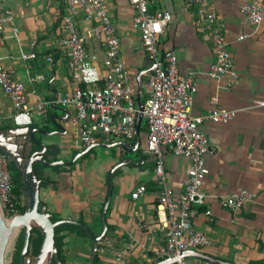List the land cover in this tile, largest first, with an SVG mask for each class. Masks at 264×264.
I'll return each mask as SVG.
<instances>
[{
	"label": "crops",
	"instance_id": "crops-1",
	"mask_svg": "<svg viewBox=\"0 0 264 264\" xmlns=\"http://www.w3.org/2000/svg\"><path fill=\"white\" fill-rule=\"evenodd\" d=\"M250 0H208V5L223 24L238 79L231 89L224 87L225 79L212 80L207 76L213 53L204 33L194 27V10L186 0H155L150 10H163L172 19L159 36L161 56L175 54L180 75L193 76L197 92L191 115L209 109V97L216 94L219 104L237 110L226 124L206 123L202 126L213 154L205 158L207 174L203 183L207 193L212 222L199 209L193 221L194 228L205 233L210 245L202 253L228 264H264V109H246L251 102L264 97V24L257 28L239 13V6ZM108 15L120 42L119 56L125 62L131 82L137 86L139 75L140 101L146 96V72L150 64L142 50L138 33L132 27L133 11L127 0H106ZM13 12V25L18 29L13 36L10 26L0 38V65L12 72L26 90V105L33 107L37 96L53 100L71 92L72 84L64 55L59 49L60 17L63 0H0V10ZM73 21L78 33L92 24L78 9ZM244 35L242 40L238 37ZM89 50L96 51L90 43ZM20 52H34L35 58L22 60ZM50 55L52 62L45 57ZM40 75L43 80L30 82ZM71 109L54 106L45 117L32 115L31 124L15 125L10 100L0 89V146L22 152L37 144L57 150L55 159L64 162L55 172L47 167L43 175L55 182V188H39V201L45 212L60 220L77 222L93 237L101 232V210L107 193V174L111 175V195L105 213L108 244H94L88 234L82 236L73 230L60 232L64 264H154V248L162 243V231L155 220L154 207L158 187L153 176V162L143 153L138 140L137 153L123 150L125 143L113 138L86 159L71 163L78 150V138L67 123ZM46 128L49 132L42 131ZM144 131V123L139 126ZM36 143H32L30 132ZM134 145V143H133ZM107 146V147H106ZM130 149V144L126 143ZM41 150V149H40ZM52 160L53 155H48ZM11 163V162H10ZM13 163V162H12ZM189 161L166 154L163 169L167 184L178 192L182 189ZM118 170V173L114 172ZM144 185L145 193L136 200L130 198L136 186ZM247 189L257 198L239 211L221 208L217 199L229 192ZM24 195L20 198L25 204ZM74 225V224H73ZM78 226V225H76ZM117 255L120 260H116ZM95 257V260H94Z\"/></svg>",
	"mask_w": 264,
	"mask_h": 264
},
{
	"label": "built area",
	"instance_id": "built-area-1",
	"mask_svg": "<svg viewBox=\"0 0 264 264\" xmlns=\"http://www.w3.org/2000/svg\"><path fill=\"white\" fill-rule=\"evenodd\" d=\"M130 5L132 27L138 33L142 50L154 69L144 84L146 96L143 100L142 122L144 131L137 128L138 90L131 82L125 62L119 56L120 42L114 25L107 12L106 0H63V14L60 17L61 35L59 49L64 55L66 66L74 87L71 92L46 100L37 96L33 107L26 105L24 84L13 78L9 69L0 65V89L10 100L15 125L31 124L32 115L40 118L54 106L71 109L67 118L69 127L78 138V150L95 149L113 138L130 144L142 137V151L153 162V176L158 187L157 202L154 207L155 220L162 231V243L154 248L155 263L175 259L171 264H216L191 257H183L187 251L200 252L210 245L209 237L194 228L193 221L204 208V215L213 221L208 206V195L203 183L207 170L205 158L214 149L208 145L202 126L226 124L233 120L237 110L227 109L218 102L216 94L209 97V109L199 115H191V107L197 87L193 76L180 75L175 54L162 57L159 36L172 16L163 10H150L155 0H127ZM194 10V27L205 34L212 53L207 76L215 81L225 79L224 87L231 89L238 74L229 44L225 38L224 27L215 12L209 8L208 0H186ZM80 9L84 19L91 26L78 33L73 16ZM239 13L257 28L264 24V0L244 1ZM13 12L0 10V38L4 28L10 26L13 36L18 29L13 25ZM245 36L241 35L238 40ZM94 44L96 51L89 50ZM34 52H20V58H35ZM52 62L50 55L45 57ZM43 77L36 75L30 82L38 83ZM140 98V93H139ZM246 109H264V97L254 99ZM166 154L186 158V178L183 187L176 192L167 184L163 169ZM10 159L0 150V209L4 219L22 214L19 207L24 206L16 199L14 184L9 169ZM145 193V186L138 185L130 194L136 200ZM257 194L251 190L240 189L218 198V205L236 212L247 203L254 202ZM264 224V209L261 214ZM108 244L104 238L97 242ZM116 260H120L117 255Z\"/></svg>",
	"mask_w": 264,
	"mask_h": 264
},
{
	"label": "water",
	"instance_id": "water-1",
	"mask_svg": "<svg viewBox=\"0 0 264 264\" xmlns=\"http://www.w3.org/2000/svg\"><path fill=\"white\" fill-rule=\"evenodd\" d=\"M154 69V65L150 66V68L143 73H150ZM139 78V75H138ZM137 78V86H138V94H137V106L139 109V113L137 115V128H139L141 122H142V114L141 111L143 109V103L139 99V93H140V82ZM30 139L32 140V143H36L33 138V132H30ZM138 140L134 143L133 147L129 149L125 143H119L118 145L125 151L130 153H137L138 151ZM30 145H25L23 151L20 152H14L13 148H9L5 145L0 146V150L6 153L10 159L11 162L21 171L22 174V180L24 184V188L22 189L21 193L25 196V209L22 214L15 216L11 219V222L9 224L6 223L4 217L2 216V212L0 209V264H2V256L5 247L7 244L13 239V230L14 226L16 224L23 223V226L21 227V233L23 237V243L21 250L18 255V262L19 264H50L51 260L54 261L55 264H60L59 258L57 256V252L54 247V241H53V234H54V227L62 224V223H70L74 225L81 226L77 222L69 221V220H60L59 222L52 223L49 214L45 212L44 207L38 208V202H39V184L35 176L32 172V163L38 162L46 167H53V166H61L64 165V162L62 161H54V162H48L42 159V155L45 152V148L41 146V150L30 152ZM107 147V146H106ZM91 148H85L81 152H75L74 156L71 159V163L78 160L80 157H82L84 154H86ZM114 168H112L108 174H107V193H106V199L104 201V204L102 206L101 210V232L97 237H93L92 234L86 230L89 238L94 244V250L96 247V243L99 242L104 238V234L106 231V223H105V213L108 207L110 195H111V175ZM36 219L38 221L37 225L34 226H28L26 225V221L29 219ZM32 228L37 229L41 234V243L38 249V252L36 256L31 257L27 255L28 252V245H29V237H30V230ZM183 257H191V258H197L201 260H206L210 262H214L216 264H228L222 261H219L217 259H214L210 256H207L200 252L195 251H187L182 254ZM175 261V259H166L163 261L156 262L154 264H171Z\"/></svg>",
	"mask_w": 264,
	"mask_h": 264
},
{
	"label": "trees",
	"instance_id": "trees-1",
	"mask_svg": "<svg viewBox=\"0 0 264 264\" xmlns=\"http://www.w3.org/2000/svg\"><path fill=\"white\" fill-rule=\"evenodd\" d=\"M141 102L143 103V100H141ZM42 131L49 132L46 128H43ZM52 148L53 147H45V152L42 155L43 160L48 161V162L57 161L55 159V155L57 154V150H53ZM40 149H41L40 145L37 144V146H35V148H33L32 150L33 151H39ZM93 152H94V150L90 149L81 158L86 159ZM48 155H53V159L49 160ZM45 168H46V166H44L38 162L32 163L31 169H32L33 175L35 176V178L38 181L39 188L46 187L49 185L51 187L55 188V182L43 175V169H45ZM9 169L11 172H13V175L11 173L13 184H14L13 192H14L16 199L19 201L21 199L20 198L21 191L24 188V184H23V180H22V174H21V171L12 162L9 164ZM51 169L55 172H58L60 168H59V166H53ZM116 173H118V170H116L114 172V174H116ZM40 207H44V204L39 201L38 202V208H40ZM19 209H20V212L23 213L25 206L19 207ZM46 213H48V212H46ZM49 218H50L52 223H56V222L60 221V219L57 218L53 214H49ZM64 230H73L82 236L87 235V232H86L84 227L76 226V225H73L70 223H62V224H59V225L54 227L53 241H54V247H55V250L57 252V256L59 258L60 264H64V260L62 258V254H61L62 253V245H63L62 237L59 234L61 231H64ZM41 240H42V238H41L40 232L37 229L32 228L30 230L27 255H29L31 257L36 256L38 249H39V246H40V243H41ZM22 243H23V237H22V233L20 232V236L18 237V239L16 240V243H15V253H14V256L12 257L10 264H19L18 255H19V252L21 250ZM94 260H95V257H94ZM50 264H55V263L53 260H51Z\"/></svg>",
	"mask_w": 264,
	"mask_h": 264
},
{
	"label": "bare ground",
	"instance_id": "bare-ground-1",
	"mask_svg": "<svg viewBox=\"0 0 264 264\" xmlns=\"http://www.w3.org/2000/svg\"><path fill=\"white\" fill-rule=\"evenodd\" d=\"M12 218L5 219L6 223L9 224L11 222ZM37 224H38V221L36 219H33V218L32 219L30 218L28 221H26V225H28L29 227L37 225ZM22 226H23V223L16 224L14 226L15 228L13 230V239L7 244V246L4 249L3 256H2V264H8L9 263V261L11 259V251L13 249L14 241H15L16 237L18 236V234L20 233Z\"/></svg>",
	"mask_w": 264,
	"mask_h": 264
},
{
	"label": "rangeland",
	"instance_id": "rangeland-1",
	"mask_svg": "<svg viewBox=\"0 0 264 264\" xmlns=\"http://www.w3.org/2000/svg\"><path fill=\"white\" fill-rule=\"evenodd\" d=\"M140 142L142 143V137L140 138ZM47 168V167H46ZM12 173V175H13V172H11ZM25 198V197H24ZM22 201V200H21ZM23 202V201H22ZM23 205L25 206V204H24V202H23ZM20 236V233L18 234V236L16 237V239H15V241H14V244H13V249H12V251H11V259H10V261H9V263L8 264H10L11 263V260H12V257L14 256V253H15V243H16V240L18 239V237Z\"/></svg>",
	"mask_w": 264,
	"mask_h": 264
}]
</instances>
